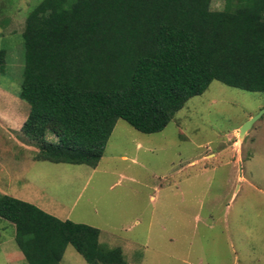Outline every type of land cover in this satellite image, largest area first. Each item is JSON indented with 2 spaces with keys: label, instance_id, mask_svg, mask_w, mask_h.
Returning <instances> with one entry per match:
<instances>
[{
  "label": "rangeland",
  "instance_id": "obj_1",
  "mask_svg": "<svg viewBox=\"0 0 264 264\" xmlns=\"http://www.w3.org/2000/svg\"><path fill=\"white\" fill-rule=\"evenodd\" d=\"M39 1L0 0V194L98 227L103 246L121 248L122 264H264V92L214 80L159 132L119 119L96 167L36 160L19 93L22 33ZM47 140L58 142L51 132ZM0 264H29L3 218ZM61 264L89 263L69 244Z\"/></svg>",
  "mask_w": 264,
  "mask_h": 264
},
{
  "label": "trees",
  "instance_id": "obj_2",
  "mask_svg": "<svg viewBox=\"0 0 264 264\" xmlns=\"http://www.w3.org/2000/svg\"><path fill=\"white\" fill-rule=\"evenodd\" d=\"M212 1L40 0L22 33L19 93L35 159L96 167L119 119L159 132L214 80L264 92V0ZM6 61L0 48V75ZM0 218L29 264H61L69 244L89 264L124 263L98 227L30 201L0 194Z\"/></svg>",
  "mask_w": 264,
  "mask_h": 264
},
{
  "label": "water",
  "instance_id": "obj_3",
  "mask_svg": "<svg viewBox=\"0 0 264 264\" xmlns=\"http://www.w3.org/2000/svg\"><path fill=\"white\" fill-rule=\"evenodd\" d=\"M262 112H264V110ZM261 113H258L256 115L252 116L250 119H248L246 122H244V124L241 126V133L242 134H244L246 130L251 128L253 123L261 116Z\"/></svg>",
  "mask_w": 264,
  "mask_h": 264
},
{
  "label": "crops",
  "instance_id": "obj_4",
  "mask_svg": "<svg viewBox=\"0 0 264 264\" xmlns=\"http://www.w3.org/2000/svg\"><path fill=\"white\" fill-rule=\"evenodd\" d=\"M256 142H257V140H256ZM255 148H256V150L254 151L253 155L250 156L249 160L257 159L256 157H259L260 153H259L258 145H257V147H255ZM261 152H263V151H261ZM262 159H263V158H262ZM252 162H253V161H252ZM263 190H264V189H263Z\"/></svg>",
  "mask_w": 264,
  "mask_h": 264
}]
</instances>
